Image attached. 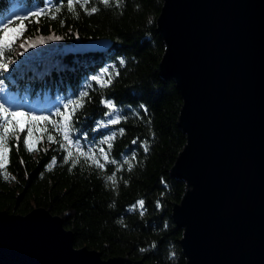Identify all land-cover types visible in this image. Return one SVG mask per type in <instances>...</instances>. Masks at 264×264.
I'll use <instances>...</instances> for the list:
<instances>
[{
	"label": "trees",
	"instance_id": "16d2710c",
	"mask_svg": "<svg viewBox=\"0 0 264 264\" xmlns=\"http://www.w3.org/2000/svg\"><path fill=\"white\" fill-rule=\"evenodd\" d=\"M83 2L73 0L74 10L69 11L67 0H0V29L5 18L14 21L10 27L17 29L10 30L7 39L19 35L21 23L26 29L11 49L5 50L2 59L11 61L8 71L0 70V89L19 95L21 106L15 108L4 99L0 103L18 112L49 116V121L31 125L32 152L23 143L30 125L23 116L13 122L19 125L22 119L24 132L19 133V143L14 137L8 141L7 163L0 169V210L26 214L44 207L63 218L64 226L75 235L76 247L96 249L104 258L127 256L151 264H187L180 243L183 230L172 216L186 182L170 173L187 136L178 124L181 92L176 81L163 77L158 68L166 48L157 31L163 0H120L119 7L116 0H110L109 6L89 0L82 8ZM50 6L52 11L61 8L56 19L33 15ZM92 7L98 11L87 14L85 9ZM49 35L62 39L38 42ZM100 38L110 39L111 47L88 53L64 49ZM22 44L35 47L25 50ZM104 69L108 72L101 77L103 82L111 79L107 86L92 80ZM85 91L88 95L82 106H73L70 136L78 139L85 151L102 147L109 159L118 162L106 163L104 169L91 161L85 163L82 157L75 166L65 163L62 158L67 150L60 147L64 131L53 127L62 123L55 115L57 109L64 111L65 103L79 99ZM106 100L114 104V118L120 116L118 124H108ZM49 135L53 141L48 140ZM109 136L115 137L110 151L102 143ZM72 151L76 156L77 150ZM95 155L104 162L98 152ZM53 158L57 163L49 170ZM118 167L120 171H116ZM113 172L115 184L106 179ZM5 173L8 180L3 178ZM139 200L144 201L143 215L132 209Z\"/></svg>",
	"mask_w": 264,
	"mask_h": 264
},
{
	"label": "water",
	"instance_id": "95a60500",
	"mask_svg": "<svg viewBox=\"0 0 264 264\" xmlns=\"http://www.w3.org/2000/svg\"><path fill=\"white\" fill-rule=\"evenodd\" d=\"M157 31L166 45L159 72L183 99L187 141L170 173L186 182L172 216L187 264H264V0H163ZM74 239L44 207L0 210V264H151L104 258Z\"/></svg>",
	"mask_w": 264,
	"mask_h": 264
},
{
	"label": "snow or ice",
	"instance_id": "6c2138e0",
	"mask_svg": "<svg viewBox=\"0 0 264 264\" xmlns=\"http://www.w3.org/2000/svg\"><path fill=\"white\" fill-rule=\"evenodd\" d=\"M77 3L80 2V0H76ZM89 2V0H84L83 4L80 6L84 8V5H86ZM101 3H103L105 6H109L110 0H101ZM117 7L120 6V0H116ZM67 9L69 11L74 10V4L73 0H67ZM61 11L60 7H55V11H52L51 6L47 10H41L38 12H35L33 15L37 18L43 16V15H50L51 19H56V14ZM87 11V14L92 15L98 11L96 7H92L90 10L85 9ZM21 19V18H18ZM3 23V28L0 29V32L3 33V38H0V70L7 72L9 69V62H5L2 58L5 56V50L8 49L10 50L12 47V44L15 43V39H19V36L23 35V31L26 30L24 28L23 23H21L20 28L21 31L19 32V35L15 37L13 40H8L7 39V34L8 32L11 31H17V29L11 28L10 26L14 23L10 18H5ZM39 23V20L37 19L36 21ZM63 23V21H61ZM62 37L56 36V35H49L47 39H44L43 37L39 39L40 44L48 43L49 41L52 40H60ZM22 48H25L27 50V47H35V44H27L26 45H21ZM121 64L124 63L123 60L120 61ZM108 72V69H104V73L101 74L100 77L98 76H93L92 80L96 81L98 83H101L102 86H107L108 84L111 83V79L107 81V83H104L102 80V76ZM2 83V81H0ZM88 93L82 92L81 96L77 100H69L67 103L63 105L64 111H60L57 109L55 115L57 117L62 118V123L57 126L53 125L54 128L60 127L64 131L63 135V142L60 143L61 149H66V157H63L62 159L64 160L65 163H71L72 166H75L76 164L80 163V158L82 157L84 159L85 163H88L91 161L92 165L99 169H104L106 163H111V164H117L118 162L115 159H109V155L107 152H105L104 148H98V149H92L89 148L87 151L84 150V147L78 142L77 140H73L70 136V128H69V122L72 120L73 116L75 115V108L73 107H81L83 98L86 97ZM106 107L110 110L107 115L110 117L108 124L115 125L120 122V116L117 115L114 119L111 118L113 113L115 112V106L111 101H104ZM17 116H23L25 121L30 125L27 129V136L25 137L23 143L27 148L28 152H32L34 150V145L32 141V127L31 125L38 123L40 121H49V116H43V115H35L31 112H18L16 110H13L11 107H5V104L0 103V129H2V134H0V169L5 168L6 163H7V158H8V153L10 151L9 146H8V141L10 138H15L17 143L20 141V135L19 133L24 132V128L20 127L18 124H14L13 122L15 121ZM121 135H123V130L120 132ZM115 137L114 136H109L105 140L102 141L103 144L107 145L108 150L110 151L112 148L111 140H113ZM49 141H53L52 135L48 136ZM135 143V141H134ZM72 148H75L77 150V155L74 156ZM18 150V147H17ZM145 151H147V147L144 148ZM95 152L99 153V156L103 159L104 162H99L97 160ZM90 153H93L90 155ZM125 163L128 164L129 170H131L132 165L128 162V160L125 158ZM23 164V161H21ZM57 163L56 159L53 158L51 160V163L47 166L49 170H51V167ZM116 171H120V167L116 169ZM5 180H8L9 177L5 173L4 177ZM14 179V177H13ZM108 181H111L113 184L116 183V172H113L112 175H109L106 177ZM114 206V205H113ZM159 202L157 203V207H159ZM133 210L139 209L140 210V215H143V209H144V201L139 200L136 202L135 205L132 206ZM118 223H123V221H118ZM167 227V225H165ZM155 247V245H152ZM140 251H146L145 249H140Z\"/></svg>",
	"mask_w": 264,
	"mask_h": 264
},
{
	"label": "rangeland",
	"instance_id": "374dc122",
	"mask_svg": "<svg viewBox=\"0 0 264 264\" xmlns=\"http://www.w3.org/2000/svg\"><path fill=\"white\" fill-rule=\"evenodd\" d=\"M0 99H4L6 102H8L11 106L18 108L21 106V97L19 95L9 93L4 89H0ZM47 98H45V101ZM109 118H107V122L109 121ZM111 118H114V113ZM19 125L20 127H23L24 121L22 119H19ZM35 141V140H33ZM35 144V143H34Z\"/></svg>",
	"mask_w": 264,
	"mask_h": 264
}]
</instances>
